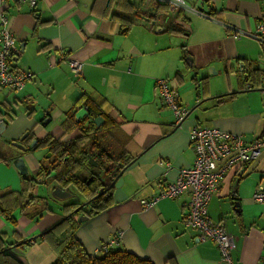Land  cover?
Listing matches in <instances>:
<instances>
[{
	"label": "crops",
	"instance_id": "obj_1",
	"mask_svg": "<svg viewBox=\"0 0 264 264\" xmlns=\"http://www.w3.org/2000/svg\"><path fill=\"white\" fill-rule=\"evenodd\" d=\"M103 1L38 0L32 9L8 2L17 47L11 67L31 78L18 92L0 88V156L5 159L0 162V196L22 190L12 159L21 157L30 177L36 178L50 167L51 154L32 148L47 137L61 143L76 138L79 132L68 131L64 122L70 116L80 121L75 115L86 111L85 99L94 101L116 125L106 145L133 163L122 172L121 186L112 189L109 206L78 222L74 236L85 252L99 257V247L115 241L112 249L152 264H227L214 243L200 241L199 233L183 224L188 193L159 199L149 209L141 201L159 194L180 169L192 166L188 135L193 126L240 135L246 144L264 136V55L254 38L264 20L262 0H183L197 11L184 13V34L161 31L168 25L162 19L137 21L122 33L119 23L101 15ZM69 59L81 63L80 76L70 72ZM158 79L170 81L180 108L187 111L177 128L172 110L159 99ZM13 142L27 151H18ZM263 167L261 156L239 171L227 172L208 203L210 220L233 238L231 264H260L264 204L254 202L253 194ZM78 174L84 177L87 172ZM53 187L68 190L59 184H51L49 190ZM49 199L59 210L74 203ZM12 216L14 224L0 215L6 244L33 241L13 252L25 264H52L56 254L51 246L42 236L35 237L57 226L61 213L29 219L27 213L16 211Z\"/></svg>",
	"mask_w": 264,
	"mask_h": 264
},
{
	"label": "trees",
	"instance_id": "obj_2",
	"mask_svg": "<svg viewBox=\"0 0 264 264\" xmlns=\"http://www.w3.org/2000/svg\"><path fill=\"white\" fill-rule=\"evenodd\" d=\"M103 2L101 15L119 23L122 33H126L137 21L156 23L159 19L168 22V25L163 28L165 32L179 34L188 32V28L185 27L188 24L185 12L170 10L166 4L153 0H104ZM171 14L174 15L173 18ZM205 83L202 80L203 90L206 89ZM83 106L86 108L87 116L78 122L70 116L64 122H67L65 126L68 131L77 130L79 132L76 138L61 143L47 137L32 149L45 148L51 154L50 167L42 169L36 176L37 179H41L40 184L46 187L53 183L65 187L74 185L82 196L90 201L98 195L99 191L107 188L111 177L130 166L133 159L125 153L115 155L106 145V136L116 125L113 119L104 112L102 105L85 99ZM97 117L104 120V124L98 128L92 122ZM88 156L98 163V168L88 165ZM4 161L5 159L0 156V162ZM83 171L87 172L84 177L78 174ZM91 176H93L92 181L87 183ZM36 187L35 178L22 179L20 192H9L0 196V215L14 224L15 218L12 214L16 211L27 213L29 219H39L46 213H51L47 199L34 194ZM111 200L112 189H109L103 195L93 199L86 209L83 207L42 236L41 239L45 240L56 254V259L52 264H152L148 260L139 259L131 253L114 250L111 247L106 253L103 252V255L91 257L75 238L74 233L79 225L76 217L81 214L87 217L100 214L109 206ZM80 205L74 202L62 206L60 208L61 217L72 213ZM5 239V235L0 234V264H25L13 252V249L16 248L15 245L22 243L17 246L18 249L33 241L6 244Z\"/></svg>",
	"mask_w": 264,
	"mask_h": 264
},
{
	"label": "built area",
	"instance_id": "obj_3",
	"mask_svg": "<svg viewBox=\"0 0 264 264\" xmlns=\"http://www.w3.org/2000/svg\"><path fill=\"white\" fill-rule=\"evenodd\" d=\"M37 1L0 0V88L18 92L31 78V74L14 70L11 67V60L17 54V47L10 29V17L6 12L7 4L14 2L19 5H27L32 9ZM153 1L166 4L170 10L197 12L195 9L187 7L183 0ZM262 4L264 6V0H262ZM254 38L262 46L264 55V20L258 23ZM67 64L73 75H81L80 62L69 59ZM155 85L162 104L172 110L175 125L180 124L185 119L187 111L180 108L175 89L170 81L158 79ZM188 136L194 153L192 166L180 169L174 182L168 184L150 200L141 201V204L145 209H149L159 199H177L183 193H188L189 201L183 214V224L185 227L198 232L200 241L214 243L219 250L221 259L225 263L231 264L230 251L233 248V238L226 233L220 223H213L210 220L207 212L208 203L224 174L234 169L239 171L242 166L257 160L261 156L264 159V136L246 144L240 135L227 133L216 128L198 126H193ZM219 162L222 165L217 168ZM262 173L263 176L253 194V201L258 204H264V167ZM114 243L115 241H110L102 244L99 247V252L106 253ZM260 264H264V244Z\"/></svg>",
	"mask_w": 264,
	"mask_h": 264
},
{
	"label": "water",
	"instance_id": "obj_4",
	"mask_svg": "<svg viewBox=\"0 0 264 264\" xmlns=\"http://www.w3.org/2000/svg\"><path fill=\"white\" fill-rule=\"evenodd\" d=\"M157 30V28H156ZM161 31H163V29H161ZM20 52L22 53L23 52V46L20 47ZM240 69H241V65H240ZM211 68L208 69V72L211 73ZM84 116H87V111H85L84 109H81L79 110L75 117L78 118V119H81L83 118ZM93 124L95 125L96 128L100 127L101 124H102V119L100 117H97L95 119L92 120ZM180 124L178 125H174V128H177ZM4 127V124L3 123H0V129ZM26 136V133L22 136L21 139H23L24 137ZM35 141H33L30 145V147H33L35 145ZM11 145L17 149L18 151H21V152H25L27 151L26 148L19 144L18 142H13L11 143ZM133 163V162H132ZM88 165L93 167V168H98V163H96L95 161H93V159L91 157L88 156ZM12 167L17 171V173L21 176L22 179H31L32 177H30L29 175V172H28V169L25 165V162L24 160L21 158V157H18V158H13L12 159ZM126 168H124L121 172L117 173L115 176H113L111 178V181L109 182L107 188L105 191L103 192H100L98 193V196L100 195H103L106 191H108L109 189H118L121 184H122V179H121V174L122 172L125 170ZM93 179V176H91L87 183H89L91 180ZM38 181H41V179H39ZM105 180L103 179V182ZM52 191V194H51V198L53 200H56V201H59V200H66L68 199L71 195L67 194L66 191H63V189H61L60 187H53L51 189ZM96 197H94L93 199H95ZM91 199L90 201H86L84 203H82L78 208H76L72 213H69L67 216H65L63 219H61L56 225H59L63 220H65L67 217H70L72 214L74 213H77L80 209H82L83 207L89 205V203L93 200ZM87 219V216H82V217H79L78 218V222H81V221H84ZM48 231H46L45 233H42V234H39L36 238H39L41 236H43L44 234H46ZM22 244V243H21ZM21 244H18V245H21ZM18 245H15V247H17Z\"/></svg>",
	"mask_w": 264,
	"mask_h": 264
},
{
	"label": "rangeland",
	"instance_id": "obj_5",
	"mask_svg": "<svg viewBox=\"0 0 264 264\" xmlns=\"http://www.w3.org/2000/svg\"><path fill=\"white\" fill-rule=\"evenodd\" d=\"M8 150H9L8 147H6V151H8ZM41 150H43V149L42 148L36 149V151H41ZM54 184L55 183H53V185ZM35 193H36V195L38 197H43V198H46V196L48 195V199L47 198L46 199H47V201H49L48 205H49V208L52 211L51 213L57 214V215L61 213V211L55 206V204H54L55 202L52 201L51 199H49V197L51 198V194H52V191L49 190V187L38 186ZM67 194L71 195L68 199L65 200V201H68V202H77V201L83 200V198H84L81 194H79V191L77 190V188L74 185L68 186ZM63 218L60 217V219L58 221H60Z\"/></svg>",
	"mask_w": 264,
	"mask_h": 264
},
{
	"label": "flooded vegetation",
	"instance_id": "obj_6",
	"mask_svg": "<svg viewBox=\"0 0 264 264\" xmlns=\"http://www.w3.org/2000/svg\"><path fill=\"white\" fill-rule=\"evenodd\" d=\"M39 179H37V178H35V181L38 183V182H41V181H38ZM92 181V180H91ZM106 189H104V190H101V191H99L98 193H100V192H103V191H105Z\"/></svg>",
	"mask_w": 264,
	"mask_h": 264
}]
</instances>
